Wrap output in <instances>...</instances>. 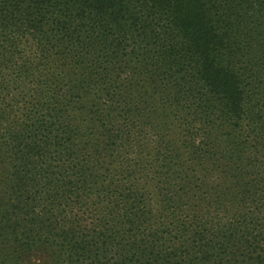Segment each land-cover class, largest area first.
<instances>
[{"label": "trees", "instance_id": "obj_1", "mask_svg": "<svg viewBox=\"0 0 264 264\" xmlns=\"http://www.w3.org/2000/svg\"><path fill=\"white\" fill-rule=\"evenodd\" d=\"M0 264H264V0H0Z\"/></svg>", "mask_w": 264, "mask_h": 264}]
</instances>
